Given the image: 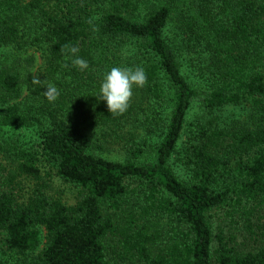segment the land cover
I'll return each instance as SVG.
<instances>
[{
    "label": "trees",
    "instance_id": "trees-1",
    "mask_svg": "<svg viewBox=\"0 0 264 264\" xmlns=\"http://www.w3.org/2000/svg\"><path fill=\"white\" fill-rule=\"evenodd\" d=\"M30 27L47 46L45 73L59 96L42 93L40 116L25 112L20 72L0 66L3 254L14 264H113L107 239L118 234L117 254L139 264H213L214 240L216 264H264V235L255 249L240 250L221 229L214 235L211 221L215 211L233 219L264 207V0H0V47L22 46ZM72 55L88 67L72 65ZM125 65L143 67L146 81L113 115L94 96L103 74ZM195 103L209 111L246 105L249 120L194 123L180 178L171 159ZM134 119L148 135L164 128L162 140L153 147L132 139L123 161L90 153L96 129L120 139ZM35 124L39 139L29 145L1 134ZM54 176L78 189L75 203L52 193ZM134 183L142 211L120 214ZM163 218L175 234L161 244ZM38 226L48 243L35 254Z\"/></svg>",
    "mask_w": 264,
    "mask_h": 264
},
{
    "label": "rangeland",
    "instance_id": "rangeland-1",
    "mask_svg": "<svg viewBox=\"0 0 264 264\" xmlns=\"http://www.w3.org/2000/svg\"><path fill=\"white\" fill-rule=\"evenodd\" d=\"M174 27V23L171 22L169 31L173 34L176 32ZM25 32L26 37L21 42L22 46L12 45L0 47V66H12L20 72L22 80V95L18 101L22 107V110L35 116H40L41 114L39 113L43 108L42 93L52 94L54 99H56L59 96V89L55 82L47 80V75L45 73L47 46L45 43L36 41L34 39L38 36L39 32L32 27L26 29ZM195 50L198 53L196 56H203L200 54L201 51L199 48ZM128 54H130V52L126 53V55ZM125 67L133 66L125 65ZM80 98L81 101H85L82 99V96H80ZM98 104L99 103H94L93 106L96 107ZM169 113L170 110L165 113V120H167L169 117ZM42 120L45 125H48L47 117H42ZM237 120H249V108L246 105H226L222 108L209 111L201 104L195 103L187 116L182 136L177 144L176 153L171 159V166L176 175L180 178H185L188 174V170L182 165L180 161L183 157V151L186 146V142L191 136L190 132L193 130L194 123L212 121L218 127L225 128ZM39 128L40 127L37 124L20 129L5 128L1 134H3L6 138H12L14 136L19 137V140L22 144L29 145L32 142L38 141L40 132ZM163 131L164 128L159 130L157 133L148 135L135 119L127 122L124 129L123 138L120 139H115L112 137V140H107L102 136L101 130L96 129L94 133L95 144L91 148L90 153L109 160L123 161L128 158L127 147L130 142H132V139H134L135 142L148 139L150 144L154 147L162 140V136L164 134ZM146 159H150V156L147 155ZM2 183L3 178L0 176V186ZM52 184L54 187L52 193L54 195L62 193V198L70 204H73L78 200V189L75 187L64 183L57 176L53 177ZM130 188L132 191L123 199L121 205L122 210L119 211L120 214L125 211L139 212L140 210L142 211V207L144 206L141 187L134 183L130 186ZM28 189L29 185L27 183L24 193H26V190ZM263 208L264 207L252 209L250 213H236L233 219L225 216L223 211L213 212L211 219L213 234L216 235L219 232V229H221L227 238L233 236L234 241L232 245H234L237 249H255L262 242L264 235ZM119 212L117 213L119 214ZM171 224H173V222L168 218H163L160 220L159 228L162 231V236L160 239L161 244H164V242H162L163 240L175 234ZM37 229L40 234V244L35 254L43 251L48 243V235L46 230L42 226H38ZM118 239H120L118 234L110 239H107V258L113 264H139V262L135 260H122L120 258L118 254L121 253L122 244L118 242ZM216 248L217 242L214 240L212 244L213 264H216ZM14 263L15 258L13 255L10 253L3 254V249L0 244V264Z\"/></svg>",
    "mask_w": 264,
    "mask_h": 264
},
{
    "label": "clouds",
    "instance_id": "clouds-1",
    "mask_svg": "<svg viewBox=\"0 0 264 264\" xmlns=\"http://www.w3.org/2000/svg\"><path fill=\"white\" fill-rule=\"evenodd\" d=\"M61 47L62 49L67 48L72 54L78 52V48L74 45H62ZM71 64L80 70L88 67V61L78 55H72ZM145 81L146 73L141 66H112L103 74L98 91L94 97L98 101H104L111 114H120L126 111L129 106L133 87H141ZM48 98L54 99L51 95Z\"/></svg>",
    "mask_w": 264,
    "mask_h": 264
}]
</instances>
